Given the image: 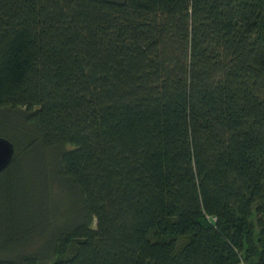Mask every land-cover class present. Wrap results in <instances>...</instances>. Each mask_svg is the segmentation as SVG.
Masks as SVG:
<instances>
[{"label":"trees","instance_id":"obj_1","mask_svg":"<svg viewBox=\"0 0 264 264\" xmlns=\"http://www.w3.org/2000/svg\"><path fill=\"white\" fill-rule=\"evenodd\" d=\"M0 134V264H264V0H0Z\"/></svg>","mask_w":264,"mask_h":264},{"label":"water","instance_id":"obj_2","mask_svg":"<svg viewBox=\"0 0 264 264\" xmlns=\"http://www.w3.org/2000/svg\"><path fill=\"white\" fill-rule=\"evenodd\" d=\"M15 143L9 137L0 134V171L12 161L15 154Z\"/></svg>","mask_w":264,"mask_h":264},{"label":"rangeland","instance_id":"obj_3","mask_svg":"<svg viewBox=\"0 0 264 264\" xmlns=\"http://www.w3.org/2000/svg\"><path fill=\"white\" fill-rule=\"evenodd\" d=\"M20 143H21V144L23 143V140H22V139H20ZM33 154H34V151H33V153L31 154V157L33 156ZM33 157H34V156H33ZM28 163H29V161H28ZM34 164H35V162L33 161V158H32V159H31V162H30L29 165L33 167ZM29 165H28V166H29ZM58 190H59V192H58V195H57V196H58L59 199H60V198H62L63 192L61 193V192H60V189H58Z\"/></svg>","mask_w":264,"mask_h":264},{"label":"crops","instance_id":"obj_4","mask_svg":"<svg viewBox=\"0 0 264 264\" xmlns=\"http://www.w3.org/2000/svg\"><path fill=\"white\" fill-rule=\"evenodd\" d=\"M235 264H245L243 261L237 262Z\"/></svg>","mask_w":264,"mask_h":264}]
</instances>
